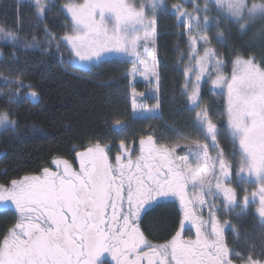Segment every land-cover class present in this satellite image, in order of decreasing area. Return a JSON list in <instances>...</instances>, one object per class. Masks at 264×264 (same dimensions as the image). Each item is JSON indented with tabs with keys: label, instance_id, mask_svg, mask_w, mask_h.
Returning a JSON list of instances; mask_svg holds the SVG:
<instances>
[{
	"label": "snow or ice",
	"instance_id": "1",
	"mask_svg": "<svg viewBox=\"0 0 264 264\" xmlns=\"http://www.w3.org/2000/svg\"><path fill=\"white\" fill-rule=\"evenodd\" d=\"M209 2L215 4L219 16L233 19L241 30H246L257 21H264V0L251 3L249 0H205L202 9L195 8V12L205 13L202 24L200 16L183 11L179 4L171 6L189 33V60L194 61L185 68V75L195 71L196 82L191 92L187 91L186 82L183 94L187 96L190 110L199 109L195 111L193 125L210 143L193 140L183 146L187 155L176 156L180 145L158 144L148 135L140 138V154L135 159L118 154L113 163L108 146L97 140L76 152L78 170L68 160L55 157L56 171L45 167L40 174L0 183V202L10 201L18 214L16 223L0 239V264H233L230 256H240V253L227 245L224 228L215 212H209L207 221L196 213V206L205 204V196L222 195L224 210L237 217L255 204V214L264 228V60L258 63L254 55L245 57L239 53L227 60L211 46L206 35L191 34L199 33L215 20L217 37L223 41L225 33L218 27L219 17L207 15ZM28 3L34 7L37 19H43L56 8L55 0H28ZM161 8L167 9L164 0H142L139 6L134 0H83L63 4L60 10H66L70 19L60 43L69 48L70 63L94 65L106 55L118 54L132 61L133 75L143 65L141 74L145 79L149 74L157 76L154 50L144 48L143 55L152 61L149 68L148 59H141L139 48L142 41L154 37L155 17ZM258 34L264 37V26L253 35ZM0 41L13 49L36 46L4 27H0ZM198 43L203 46L202 55ZM228 63L232 66L230 76L224 73ZM213 71L212 85L226 95L231 157L232 160L239 157L235 177L234 166L217 140L220 129L213 123L208 108L199 103L201 77L206 73L211 76ZM4 82L15 85L16 91L15 94L0 93V97L8 104L16 103L25 85L19 79ZM29 96L36 99L37 93L32 91ZM136 107L133 98V108ZM157 108L159 103L149 111L155 113ZM17 123L10 111H0V127L15 128ZM124 127L120 121L113 126L114 130ZM121 147H124L123 141ZM210 147L215 150V156L209 154ZM233 178L241 186L255 185L254 190L248 193L244 189L245 195L238 198L236 189L229 186ZM168 197L179 200L183 213L180 228L165 242L152 243L139 227L141 214ZM186 223L195 227V239L182 236ZM261 255H264V246ZM245 264L264 262L254 259L250 253Z\"/></svg>",
	"mask_w": 264,
	"mask_h": 264
},
{
	"label": "trees",
	"instance_id": "2",
	"mask_svg": "<svg viewBox=\"0 0 264 264\" xmlns=\"http://www.w3.org/2000/svg\"><path fill=\"white\" fill-rule=\"evenodd\" d=\"M177 1L180 2L165 0V3ZM192 1L189 3L192 12L201 17L202 24L205 13L195 12V8L202 9L205 0H196L194 4ZM60 6V2H56L52 12L37 19L34 7L28 2L0 0V27L11 29L22 40L36 44L35 47L13 49L0 41V93L15 94L16 86L6 84L5 80L19 79L25 85L16 103L8 104L0 97V111H10L18 121L15 128L0 130V183L7 184L12 179L37 173L53 158L71 156L77 149L97 140L123 139L136 143L141 137L152 135L157 141L167 143L208 142L193 125L195 111L199 109L190 110L187 96L183 94L188 82L185 68L191 64L188 61L189 36L184 33V24L169 8L163 9L155 18L160 34L156 49L161 76L160 115L157 118H133L129 96L134 88L142 91V85H131L132 61L111 57L89 67L70 63L69 48L60 43V38L68 31L65 24L69 16L60 10ZM208 8L207 15L219 17L218 27L225 33L223 41L218 39L215 20L209 27L202 28L212 47L227 60L237 53L245 57L254 55L258 63L264 60V37L253 35L264 26V21L241 30L233 19L219 16L213 2H209ZM231 67L228 63L225 75L230 76ZM207 80L202 83L199 103L208 108L213 123L222 132L223 142L228 139L224 133L226 95L209 88ZM32 91L37 93L36 99L29 96ZM116 121L126 127L114 130ZM145 216L149 235L159 239L173 233L180 217L177 205L167 202L151 209ZM227 216L238 232V236H232V241L244 261L250 253L254 259H264L261 255L264 228L252 207L239 217L233 213ZM16 218L11 209L0 210V239Z\"/></svg>",
	"mask_w": 264,
	"mask_h": 264
},
{
	"label": "rangeland",
	"instance_id": "3",
	"mask_svg": "<svg viewBox=\"0 0 264 264\" xmlns=\"http://www.w3.org/2000/svg\"><path fill=\"white\" fill-rule=\"evenodd\" d=\"M23 1L28 2V0H23ZM58 1L60 2L61 5L66 4V3H70V2L71 3H81V2H83V0H55V2H58ZM134 2L137 4V6H139V4L142 2V0H134ZM196 2H197L196 0H193L192 1L193 4L196 3ZM178 3H179V5H181V9L183 11H188V12H192L193 11L192 10L193 7L190 6V4H189L190 3V0H180V2H178ZM178 3L174 2V3H171V4H166L165 3V0H164V4L172 12H173V10H172L171 6L174 5V4H178ZM163 9L164 8H161V9H158L157 10L156 17L158 16V14L161 11H163ZM64 11L66 12V10H64ZM148 15L151 16V13H148ZM68 16H69V14H68ZM69 19H70V16H69ZM184 19L186 20L187 18L185 17ZM156 23H157V21H156ZM183 28H184L185 35L189 36V33L187 32V30H186V28H185L184 25H183ZM202 30L203 29H201L199 31V33H197V32L194 31L191 34L192 35H197V34H199V35H205L202 32ZM140 35L143 37L144 36V33L141 32ZM159 35L160 34L158 33V30H156L154 37H152V38H150L148 40L142 41L141 42V45H140V48H139V51L141 52V59H145L146 58L143 55L145 46L147 47V49L149 51H153L154 50V55H155V60H156V73H157V76H152L151 74H149L148 75V78L145 79L144 75L141 74V72L143 71V68H144L143 65H140L139 66L140 67V71L136 72L134 75L132 74V72L129 74V78H130V81H131V85H133L134 83H140L142 85V91H139L138 89H135L134 88L131 91L130 96H129L130 99H131V107H132V110H133V112H132L133 118H146V117L157 118L160 115V108L155 109V113L149 111V109H153L154 106L157 105L158 99H159V95L158 94L160 92V87H161V84H160L161 76H160V73H159V70H158V67H159L158 53L156 51V49H157V42H158L157 38H158ZM153 39H154V43H153ZM197 48L199 49V52L202 55L203 54V46H202V44L201 43H198L197 44ZM111 57L121 58L123 56L118 55V54H110V55H106L102 60H104V59H110ZM146 59H148V67L151 68V65H152L151 58L150 57H147ZM188 61H190V60H188ZM189 63H191V64L193 63L194 64V61H190ZM83 66L84 67H89V65H83ZM192 75H194V77H192ZM211 78L212 79L215 78V72L214 71L212 72V75L211 76H209L206 73L204 76L201 77L199 89H201V86H202L203 81L207 80L209 82V88H211L213 90H216L217 92H220V90L218 88H214V86L212 85V83H211L212 79ZM186 79H187V81L189 83L188 92H191L192 86L196 82L195 81V71L190 72L187 75ZM133 98H135V103L137 105V107L135 109L133 108ZM225 103H226V98H225ZM225 125H226V122H225ZM0 130H4V127H0ZM224 133H226V136L228 138L227 140H229V142H228V145H227L226 144V141L227 140L226 141L224 140V142L221 143L220 146L224 149L227 158L232 162V164L234 166L233 167L234 168L233 170L236 171V167L238 166V159H239V157H237L236 160H232V157H231L232 150H231V147H230L231 142H230V137L227 134L226 127L224 129ZM166 145L169 146V147H171L173 145H180V147H177V149H176V153H175L176 156H184V155H187L188 154L187 149L183 147L186 144H183V143H180L179 144V143H175V142H169ZM209 154L211 156H213V154L215 155L216 152L213 149L212 151H209ZM233 177H235V175ZM229 186H231V187H233V188L236 189L237 194H238V198H241V199L245 195L244 189H246L247 192L250 193L251 191L254 190V187H255V185H252V184H244L243 186H241L239 183H237V181H236L235 178H233V180H232V182H231V184ZM191 191H192V189L190 190V192ZM204 199L206 201L205 204L202 205V206H198V208H199V212L204 215L206 221L208 220L209 212L210 211H213L215 213L217 212V213L222 214L224 220H226L225 215L227 213H230V212H226L224 210V208H223L222 195L216 196L215 198L213 196H205ZM7 205H8V202L7 203L0 202V209L7 207ZM217 209H219V210H217Z\"/></svg>",
	"mask_w": 264,
	"mask_h": 264
},
{
	"label": "flooded vegetation",
	"instance_id": "4",
	"mask_svg": "<svg viewBox=\"0 0 264 264\" xmlns=\"http://www.w3.org/2000/svg\"><path fill=\"white\" fill-rule=\"evenodd\" d=\"M221 134H222V132L220 131V134L217 136V140L219 142V145L224 142V141L222 142V140H221V136H220ZM121 141H123V143H124V147L123 148L121 147ZM207 141L208 142H205V143H210L209 139H207ZM95 142L96 141H93L92 143H95ZM99 142L101 144H105V145L108 146V155H109L110 160L113 163L115 162V157L118 154H121L122 157L123 156H126V155H131L133 159H135L140 154V151H139V141H136V143H135V142H127V141H124L123 139H120V140L117 139V140H114V141L103 139L102 141H99ZM228 142H229V140L226 141V144L227 145H228ZM157 143L158 144H165V145L167 144L165 141H162V142L161 141H157ZM183 144H186V143H183ZM187 144H189V143H187ZM88 145L89 144L84 145V146H82V148L77 149L74 153H72L71 156H60V158H63V159L68 160L72 164L73 168H75V169L78 170V168H79V160L76 157V152L83 151L84 148L87 147ZM230 147H231V150L233 151L231 145H230ZM125 149L128 150L127 153L125 152ZM209 151H212V148L211 147L209 148ZM213 156H215V155L213 154ZM45 167L50 168L52 171H56L57 170V166L53 163V160H51L48 164L44 165V167H42L39 170V172L33 173V174H40L41 171H42V169L45 168ZM28 175H32V174H28ZM234 175H235V170H233V176ZM190 190H191V188H189V192H190ZM164 202L174 203V204L177 205V207L179 209V215H180L179 220H178V223H177V227L173 231V233L170 234L169 236L163 237L162 239L153 238L152 236L149 235V233L147 231V226H146L147 224H146V216L145 215L147 214L148 211H150L151 209L155 208L156 206H158V205H160L161 203H164ZM251 207L255 211L256 205L255 204H252V205L249 206V208H251ZM249 208H248V210H249ZM8 209H11L12 211H14L16 213V217L18 218V214H17V212L15 210V206L10 201L8 202L7 207L1 208L0 210H8ZM196 213H197V215L201 216L205 220L204 215L199 212L198 206H196ZM215 215H216V218H217L218 222L220 223L221 227L224 228V238H225V241H226L227 245L229 246L230 249H234L236 252L240 253V256H236V255H231L230 256V258L233 260V264H245V261L241 259V257H243L242 254H241V252H239L237 250L238 248L234 247L235 245L233 244L232 236L237 235L238 232L235 230L234 223H232L231 220L228 218V216H227L228 213L225 215L226 220H224L222 214H220V213H217L216 212ZM182 217H183V213H182L181 206H180V203H179L178 198H176V197H168V198H164L163 200H161V201H159L157 203H154L150 207H147L142 212L141 218H140V221H139V227L144 232L146 238L150 242H152V243H163L166 240L170 239L171 236L177 230H179V228H180V221H181ZM17 218H16V220H17ZM16 220L14 221V223L12 225H10L9 228H11L16 223ZM208 220H209V217H208ZM209 227H210V225H209ZM195 234H196L195 227H193L191 224L186 223L185 224V228L182 231V236L185 239H195ZM108 259L110 260V257H108ZM261 261L264 262V259H262Z\"/></svg>",
	"mask_w": 264,
	"mask_h": 264
}]
</instances>
